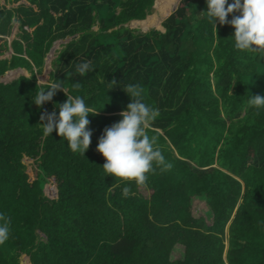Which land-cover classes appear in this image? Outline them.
<instances>
[{"label":"trees","instance_id":"1","mask_svg":"<svg viewBox=\"0 0 264 264\" xmlns=\"http://www.w3.org/2000/svg\"><path fill=\"white\" fill-rule=\"evenodd\" d=\"M153 4L0 0V55L9 37H19L10 41V57L0 59V74L17 66L27 72L0 82V213L11 218L0 264H23V256L30 264H225L227 237L229 264H264V107L248 106L251 96H264V54L237 50L235 29L215 28L206 0H180L164 20L165 32L129 28ZM233 15L239 13L227 19ZM65 36L47 77L45 55ZM180 45H191L192 68L178 69L187 57ZM84 62L94 70L81 75L76 66ZM52 83L98 111L88 116L92 136L84 156L55 130L43 134L41 112L58 115L67 100L60 90L42 108L35 105L39 88ZM130 84L159 110L146 132L172 165L154 162L142 185L106 176L96 151L104 128L120 121L132 101L124 91ZM219 131L233 133L225 134L233 147L215 144ZM207 152L217 167L205 168ZM257 234L260 250L252 253Z\"/></svg>","mask_w":264,"mask_h":264},{"label":"clouds","instance_id":"2","mask_svg":"<svg viewBox=\"0 0 264 264\" xmlns=\"http://www.w3.org/2000/svg\"><path fill=\"white\" fill-rule=\"evenodd\" d=\"M206 3L207 18L215 28L217 24H228L235 29L234 41L237 50L264 54V0H233L232 3H228V0H206ZM237 12L239 15H233L231 20L227 19L229 14ZM55 51L53 48V55ZM93 70L91 62L76 66V71L81 75ZM111 83L116 85V79L113 78ZM73 87L78 89L81 85L77 83ZM60 90L65 92L67 100L58 105L59 114L57 115L55 110L49 113L45 109L40 114L39 124L45 136L51 135L55 130L58 136L67 140L72 152H79L84 156L91 144L92 136V131L88 128L90 124L88 116L96 115L98 111L88 107L80 96L68 95L57 83H52L47 88L40 87L33 102L42 108L46 102L52 101L56 92ZM124 91L132 97V101L126 110L120 112L122 117L120 121L104 128L96 151L105 158L102 168L106 176L111 175L142 185L148 179L147 174L155 172L154 162L157 166L163 165L168 169L172 165L166 163L159 148L154 147L156 137L150 138L146 132L147 126L156 119L159 110L143 102V88L139 85H127ZM248 106L256 109L264 107V96H251ZM130 193V187L122 189L125 197ZM10 223L11 218L0 213V244L9 238Z\"/></svg>","mask_w":264,"mask_h":264},{"label":"crops","instance_id":"3","mask_svg":"<svg viewBox=\"0 0 264 264\" xmlns=\"http://www.w3.org/2000/svg\"><path fill=\"white\" fill-rule=\"evenodd\" d=\"M155 1V0H154ZM178 1V0H177ZM177 1H176V3H175V6H176V4H177ZM180 1V0H179ZM179 3V2H178ZM178 5V4H177ZM172 6H174V3L172 4ZM171 6V7H172ZM177 7V6H176ZM116 8H118V7H116ZM172 13V9L170 10V11H168L166 14H165V17L164 18H162V19H160L159 20V28H158V30L160 29L161 30V28H164V32H165V27H164V20L170 15ZM149 14H147L146 15V17L148 16ZM145 17V18H146ZM144 18V19H145ZM144 19H140V21L141 20H144ZM156 29H157V27H155ZM145 31H147L146 29H143V32H145ZM15 34V33H14ZM13 34V35H14ZM12 35V37H9L8 38V45H9V49H8V51L4 54V55H0V59L1 58H9L10 57V55H11V53H12V50H11V47H10V41L12 40V39H14L15 38V36H17L16 34H15V36H13ZM19 38V37H18ZM190 47H191V45H190ZM190 55H191V53L189 52V56H187L186 57V59H184L183 58V60L185 61L181 66V68H178L179 70H183L187 65H189V62L195 57H190ZM177 64V66H180V63H176ZM17 68H19L18 66L17 67H15L14 69H9V70H6L5 72H3L2 74H0V82H3V83H7V82H10V81H12L14 78H16V77H14L12 74H13V72H16V71H21V72H26V70H24L23 68H19V69H17ZM189 68H192V65H189ZM209 69V73H208V78H209V82L211 83V85L214 87V80L212 79V74H213V70L215 69V67H210V68H208ZM19 75H22V74H19ZM18 75V76H19ZM17 76V77H18ZM227 81L228 80H226V79H223V83H224V85L227 83ZM228 91V94H230L229 93V90H227ZM227 122H226V128L228 127V120H226ZM220 132V136L217 138V140L215 141V144H217V146L219 145V147L220 146H224L225 148H227V149H229V147H233L232 145L231 146H226V142H228V141H225V140H227V138L225 137V134H233V133H231V132H226V133H224L223 134V132L222 131H219ZM207 156H209V153L207 152L206 153V155L205 156H203V160L201 161V162H204V163H209V164H207L206 166H205V168H207V167H209V166H215V167H217V163L215 162V161H213V160H208L207 159ZM213 161V162H212ZM213 163V164H212ZM39 231V230H38ZM40 232V231H39ZM41 233V232H40ZM43 234V233H42ZM224 234H225V236H227L228 235V232H227V230L224 232ZM257 237H258V234L256 235V237H255V243H254V245H253V247H252V250H251V252L252 253H256V252H258L259 250H260V245H259V243H258V240H257ZM181 244V243H180ZM227 245H228V239L227 240H225V242H224V250H223V254H222V257H223V260H224V262H225V264H229L228 262H227V258H226V253H227ZM181 246H182V254L184 253V245L183 244H181ZM245 247H243L242 248V251H241V253H239L238 254V256L240 257H246V255H245ZM182 259H183V261H184V256H182Z\"/></svg>","mask_w":264,"mask_h":264},{"label":"rangeland","instance_id":"4","mask_svg":"<svg viewBox=\"0 0 264 264\" xmlns=\"http://www.w3.org/2000/svg\"><path fill=\"white\" fill-rule=\"evenodd\" d=\"M117 2H119V1H117ZM155 2L156 1H154V4L152 5V8H151V11H150V14H151V12L154 10V5H155ZM13 4V2H9V4H8V6H11ZM175 5V4H174ZM173 7V6H172ZM172 9V8H171ZM170 9V10H171ZM170 10H167V11H170ZM116 12V11H115ZM173 12V11H172ZM107 13H110V11L108 10L107 11ZM117 13V12H116ZM149 14V15H150ZM149 15L147 16V18L149 17ZM102 16L104 17V14H102ZM165 17V15H163L160 19H162V18H164ZM147 18H145V19H147ZM144 19V20H145ZM127 25L129 26V28H134V30L135 31H137V32H142L143 31V29H146V30H149V29H151V28H155L156 26H149V27H145V28H142L141 27V24L140 23H138V21L137 20H133V21H129L128 23H127ZM94 29H96V26H94L93 27ZM159 28V27H158ZM157 28V29H158ZM164 30V28H161V30L159 29V31L160 32H164L163 31ZM17 32H18V30H17ZM161 36H163V33L161 34ZM18 37V36H17ZM69 39V37L68 36H65V37H63L62 39H60L59 41H58V43H54L53 44V46H52V48L48 51V53L45 55V58H46V61H49V59H51L50 60V62H46V72H45V74H46V76L48 77V73H49V70L52 68V60L55 58L54 57V55L56 54V52L62 47L61 46V44H64V42H66L67 40ZM169 47V51L173 54V52H174V50H175V47L173 46V45H170V44H168V46H167V48ZM53 48H55L56 49V51H55V53H54V55H53ZM179 49H180V53L182 54V55H185V56H189V52H190V49H191V47L190 46H187V47H185V46H183V45H180L179 46ZM17 69H19V68H17ZM19 74H27V72H21V71H16V72H13V76L14 77H17ZM44 80V78L42 79V78H40L39 80H38V82L39 83H42V82H44L43 81ZM229 93H232V90L231 89H229ZM243 113H244V109H242L241 111H240V115L242 116L243 115ZM25 161V163H26V165L28 166V168L32 165H30V162L29 161H26V160H24ZM40 235H42L41 233H40ZM227 239H228V237H227ZM227 239H225L224 238V242H225V240H227ZM249 249V247L248 246H246L245 247V251H247ZM182 256H185L184 254H181ZM22 259L24 260V262H23V264H30V261H29V258L28 257H26V256H23L22 257Z\"/></svg>","mask_w":264,"mask_h":264},{"label":"bare ground","instance_id":"5","mask_svg":"<svg viewBox=\"0 0 264 264\" xmlns=\"http://www.w3.org/2000/svg\"><path fill=\"white\" fill-rule=\"evenodd\" d=\"M154 10L151 12L149 17L145 20H137L138 23L141 24L142 28L149 27V26H156L159 27V20L160 18L165 15L170 10L172 4L176 3L177 0H155Z\"/></svg>","mask_w":264,"mask_h":264},{"label":"water","instance_id":"6","mask_svg":"<svg viewBox=\"0 0 264 264\" xmlns=\"http://www.w3.org/2000/svg\"><path fill=\"white\" fill-rule=\"evenodd\" d=\"M179 0L177 1V4H178ZM176 4V6H177ZM174 5V7L172 8V11H174L177 7Z\"/></svg>","mask_w":264,"mask_h":264}]
</instances>
